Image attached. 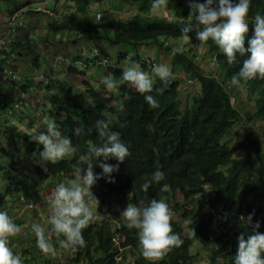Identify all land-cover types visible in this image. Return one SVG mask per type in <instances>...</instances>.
<instances>
[{
    "label": "trees",
    "instance_id": "1",
    "mask_svg": "<svg viewBox=\"0 0 264 264\" xmlns=\"http://www.w3.org/2000/svg\"><path fill=\"white\" fill-rule=\"evenodd\" d=\"M78 1L87 7L90 2L99 0ZM125 2L126 6H131V3L137 5L139 15L124 21H102L96 24L93 30H85V24L81 28L84 30V37L99 38V41L103 40L108 47L126 46L117 53L123 63L109 61L103 66L100 62L108 60L106 55L86 58L79 56L84 58V68L71 65L68 67V73L85 75L87 69L96 67L102 70V78L110 76L118 80L127 68L124 61L130 56L128 46L131 50L137 49L129 62L138 61L141 70L148 72L152 58H148L147 54L141 55L140 50L143 46L154 44L158 48L157 56L161 50L170 56L174 78H170L165 85L155 77L153 91L145 94L139 93L128 84L118 85L116 94L106 90L109 96H103L101 90L94 88L89 81H85L87 87L82 91H77L78 88L73 86H63L60 100L53 99L55 113L51 116L62 136L71 138L75 151L55 164L41 161L39 153L43 150V145L30 139L29 135L21 136L16 126L9 125L7 115L3 114L6 108L0 105V118L4 117L1 122L4 133L7 128L11 138L14 139L15 135L22 144H26L28 155L36 154V180L30 179L35 185L52 179L76 178V169L82 163L80 157L86 155L88 145L101 143L96 121L109 120L110 128L120 133L130 155L123 162H118L114 157L108 160L103 157L94 159L93 171L100 175V178L92 186V193L96 194L103 204V199L110 196H117L119 199H127L130 196L133 203H138V198L148 203L152 199L164 198L165 193H168V200L173 204V213L181 211V220L173 218L172 226L184 243L178 248H173L160 261L152 262L142 256L138 230L128 229L127 222L113 223L112 226L107 218H102L100 222L91 223L83 230L85 247L75 252L67 249L70 263L80 264L85 261L88 264H193L196 255L192 253V248L197 241L207 251L206 264H234L238 236L244 233L247 238V235L252 234V225L240 220V217H247L254 212L253 224L259 221L258 231L264 233V142L262 137L251 131L233 144L223 142V139L228 131L243 123L245 118L250 124L264 121V80L242 81L246 93L255 97L254 110L243 117L232 103L233 89L228 87L227 81L239 71L243 60L248 58L250 53H246L244 57L237 54L239 62L229 65L226 54L211 40L203 44L198 41L197 32L203 31L204 26H195L194 13H191L188 0H168V16L165 18L141 17V14L152 12L153 0ZM198 2L203 3L205 0ZM257 14L264 16V0H251L247 17L249 31L245 39L246 48L248 40L254 35L253 20ZM169 15L172 18H169ZM74 17L79 19L77 15ZM189 22L193 23V29L188 33L191 40L185 43L181 29ZM31 46L33 43L27 39L25 43H14L10 48L12 53L21 54L26 51L28 55L38 58L30 49ZM177 47H183L185 51L182 54L175 53L173 50ZM201 50L202 53L211 52L212 61L215 59L218 65L225 67L222 69L224 80L218 79L212 73L202 72L198 56ZM9 54L11 53H7ZM98 58L100 59L97 60ZM36 60L38 59H35V62ZM174 73H179V76H174ZM183 78L196 81L200 88L199 94L192 97V104L184 108L179 99ZM160 88L164 89L162 93L157 91ZM145 95H152L158 100L159 107L150 108L145 101ZM113 101L123 103L125 110L118 112L111 106ZM75 128H81L82 134L75 135ZM0 144V157L3 159V155L7 156L9 151L3 148V142ZM101 163H119V170L111 174L114 182H109L108 178L102 175ZM9 167L17 169L14 162H10ZM81 167L86 169L87 164H82ZM157 169L164 172L165 179L158 184L153 183L147 192L142 191L141 184ZM2 174L0 166V178ZM2 179L6 185V177ZM165 183L169 185V190L161 192L160 189ZM23 189L22 180L14 178L13 183H9L0 191V204L5 198L17 195ZM40 191L36 190L34 197L38 198ZM256 192L262 196L256 198ZM184 204H189V209H186ZM185 221L190 222L186 231L183 227ZM193 230L195 235L191 234ZM118 235L117 245L113 237ZM54 238L57 240L55 235ZM29 254L30 248L21 250V255L27 262L30 261L27 258ZM130 254L137 256V259L132 261Z\"/></svg>",
    "mask_w": 264,
    "mask_h": 264
},
{
    "label": "clouds",
    "instance_id": "2",
    "mask_svg": "<svg viewBox=\"0 0 264 264\" xmlns=\"http://www.w3.org/2000/svg\"><path fill=\"white\" fill-rule=\"evenodd\" d=\"M96 2H90V5L91 3ZM188 3L192 10L191 13H194L195 26H204L203 31L197 32L196 38L198 41L203 44L211 40L224 54H226L229 65L239 62L237 54H239L240 57H244L246 53H250V56L243 60L242 67H240L239 71L231 77V84L243 91L244 83H242V81L247 82L254 79L264 80V16L260 14L255 15L253 20L254 35L248 40V47H245V39L249 31L247 17L250 10L251 0H238V2H234V0H205L203 3L198 2V0H188ZM26 5L27 3H24L22 7ZM167 5L168 0H153L151 9L154 13L160 14L163 9L167 11ZM22 7L17 6L14 12L6 15V18L9 16V19L6 23L4 34L0 37V42H5L0 49V105L5 106L6 108V111L3 114L7 115L9 125L16 126L21 136L29 135L30 139L43 145V150L39 153L41 161L55 164L63 160L65 157L71 156L74 153L75 148L72 145L71 138L62 136L53 117H49L47 120L41 122L46 126V131L39 132L34 136L30 135V129L35 125L36 117L26 113V110L33 105L25 101V95H28L29 97L33 96L34 89L22 78L20 70L11 57L16 58L20 55L21 57H29L34 60L38 58H35L34 55H28L26 51H23L21 54L16 52L12 53L13 50L10 48L14 43H25L27 39H30L27 37V35H30V31L25 27L26 13L22 10ZM130 7L131 6L129 5L128 8ZM42 12L44 15H50V18L57 21L58 14L54 11L45 9ZM150 13L152 14V12ZM153 16L157 15L152 14V17ZM83 17L84 16L79 17V19ZM15 18L20 19L22 23L21 26L13 25ZM100 18V16H97V20ZM14 27L17 28L13 30ZM70 29L71 27L68 25L64 27V30L69 31ZM192 29L193 23L191 22L183 25L181 35L185 43L191 40L188 33L192 31ZM80 34L84 37L83 29H80ZM18 35H25L26 40L20 41L19 39H16ZM97 46L100 47V51L97 52V50H94L97 55L93 52L90 57L101 55H106L108 57L107 54H104V48L99 42ZM144 47L146 46L141 47V50ZM136 50L137 49H133L131 53ZM173 51L182 54L185 49L183 47H177ZM7 53L11 54L7 55ZM84 58L82 59L83 63ZM148 58H151V56L148 55ZM99 59L100 58L97 60ZM109 60L108 57V60H103L100 63L105 64L108 63ZM152 61L151 69L148 72L141 70V65L138 61H132L129 63H136L137 65L124 69L122 76L118 80L113 79L110 76H104L101 83H103L109 91L116 89L118 85L128 84L141 94L151 93L153 91L155 77H158L165 85H167L170 78H174L173 73L168 66V59L163 63L160 56L159 59L153 58ZM36 62H38V60H36ZM36 62L34 61L35 64ZM4 67L13 70L18 78L11 79L4 75L2 72ZM49 75L50 74L47 72H40L39 74L41 82H39L38 85H42L39 89H42L45 94H50V91L46 90H49V87L52 86L49 83V79L51 78ZM52 82L54 84V81ZM189 82L192 81L189 80ZM157 91L162 93L164 89L160 88L157 89ZM54 98V96L46 98L47 101L53 104V109ZM34 101V110H36L39 101L37 98ZM145 101L150 108L155 109L159 107L158 100L152 95H145ZM111 106L118 112H123L125 110L124 104L120 101H113ZM25 119H33V121L24 123ZM2 120H4V117L0 118V128H2ZM6 127L8 126H5V128ZM96 130L101 143L98 145L90 143L86 155L80 157V161L82 162L81 165L87 164V168H82L80 165L76 169V178L70 180L67 185L62 182L56 186L54 192L49 197L50 217L46 220V218H42L43 215H36V218L45 223V228L37 223L31 225L36 236L37 247L45 255H55L56 251L50 240L52 237L48 234L45 235V229L49 226L52 227L51 231L55 234L60 247L75 252L79 248L86 246L83 230L96 220L93 205L99 206L101 211L105 208L97 195L93 194L91 191L92 186L100 178V175L95 174L93 171L92 161L100 157H103L104 160L114 157L118 162H123L126 157L130 155L128 147L121 140L120 133L113 131L110 128L109 120L98 119L96 121ZM74 132L75 135L79 136L82 134L83 130L81 128H75ZM0 133L2 134L0 142H3L4 144V141L6 140L4 130H1ZM16 139L22 143V141L18 137H15V135L14 139L11 138V141ZM6 141L10 140L7 139ZM24 145L25 147L21 149V147H17L14 142L11 145L10 150L19 148L18 153L19 157H21L22 153L27 150L25 143ZM29 156L37 157L36 154H31ZM3 157L8 164L3 165L0 161L1 172L3 173L0 178V191H3V187H6L9 183H13L14 178L22 180V176L20 175L22 167L33 170L34 167L37 166L36 159L34 158H27L31 162L28 164L27 159L21 158L19 163H17V161L9 154L7 156L3 155ZM10 162L17 163L16 170H13L12 167L9 168ZM22 164L24 165L22 166ZM100 167L102 169V175L107 177L109 182H114V178L111 174L119 170V163L115 165L101 163ZM13 171L15 173L14 176H12ZM3 175H5L7 179L6 185L3 184ZM164 179V172L157 169L151 174L150 178L144 180L141 184V189L142 191L147 192L153 183L158 184ZM37 185L38 186L34 189H31V192L34 193L36 190H41L38 198L29 197V195L27 196L26 194L19 193L5 198L4 202L0 205L10 204L12 209H20L21 207L35 208L38 204L37 200H42L45 197L43 183ZM168 190L169 185L167 183H165L160 189L161 192H167ZM129 200L131 201L130 196ZM105 210L107 209L105 208ZM120 215L126 220V226L128 229L138 230L137 235L141 253L146 260L152 262L160 261L173 248H178L184 243L181 236L173 230L172 219L174 213L164 198L159 200L152 199L148 203H145L143 199L138 198V203L129 202ZM253 216L254 212L247 217H244L243 215L240 217V220L245 221L248 225H252V234L247 235V238H245L244 233H241L238 236V249L235 255L234 264H264V255H262L264 254V233L258 231L260 228L259 221H256L255 224H253ZM189 223V221H185L186 225ZM20 232L21 227L13 222L8 213L6 211H0V264H23L20 255L14 254L12 248L9 246V237H15ZM191 234L195 235L194 230ZM61 236L63 239H60ZM118 239L119 235L113 237V240L117 245Z\"/></svg>",
    "mask_w": 264,
    "mask_h": 264
},
{
    "label": "rangeland",
    "instance_id": "3",
    "mask_svg": "<svg viewBox=\"0 0 264 264\" xmlns=\"http://www.w3.org/2000/svg\"><path fill=\"white\" fill-rule=\"evenodd\" d=\"M54 5H55V0H51L47 2L46 5L44 6L49 8V10L51 9L52 11V10H55ZM42 7L43 5H41V8ZM136 7L137 5H132L131 3V7L128 8L127 6H125V0L97 1L96 3H93V5H91L90 8L85 7V9L78 14V17H82L84 15H87V17L84 18L83 22L74 21L69 31L64 30L63 21L60 22V20H58L57 22H55L56 25H53L54 22L51 20L50 15H45L46 20L50 21V23L47 24L46 29H48L49 32L51 31V33L50 35H48L44 31V26L39 25V27L36 28L34 31V35L37 38L38 42L34 38L30 37V41L31 43H33V46H31L30 49L33 50L38 55V62H40V64H42L44 68L47 63H49L50 65H53V67L55 68H58L60 66L62 67L58 71H55L54 69H51L52 71L51 70L47 71L48 73H52V72L56 73V76L52 74H50L49 76L54 77L52 79V81H54L53 85L55 86V89L57 90V93L59 95H63L62 89H61L63 86L62 81L68 80L69 83L70 82L71 83L70 84L67 83V85L73 86L74 88L75 87L78 88V89L75 88L77 91L84 90L87 87V84L85 83V81H89L90 84L94 85V88H99V90H101L100 93L103 96H109L108 91L101 89L103 83L99 81L100 76L98 75V73H100V69L93 67L91 70V75L89 76H87V74L86 75L84 74L71 75L67 72V67L69 65H77L76 63H80L81 64L80 67H84L85 65L82 63L81 60H79L78 62H73V63H70L68 60L72 56H78V54L79 56L84 57V55L82 54H86L87 49H88L85 46L89 47L88 44L90 41H92V38L88 36L83 37L80 34V29L83 27V24H85V30H88V29L93 30V27L102 21H108L110 19L122 20V21L126 19H133L136 15H139ZM1 10H2V7L0 5V12ZM152 14L160 16V17L168 16V14L166 13L164 9L160 12V14H156L153 11H152ZM152 14L151 13L141 14V17L151 18ZM36 15L39 16V18L41 19L42 13H36ZM97 16H100L101 18L97 20ZM169 18H172V17L169 15ZM45 42L49 44L50 52L48 54H50V56L46 55V50L44 48L45 46L43 45ZM98 42L104 48L105 53L108 54V57L110 59L109 61L114 62L116 49L111 48L110 51H107L108 46L104 43V41L101 40ZM93 48L94 50H97V52L100 51L99 46H94ZM128 49L130 50V54H129L130 56L128 57V60L124 64L127 68L137 65L136 63H133V64L129 63V61L131 60V56L136 54V51L135 52L133 51V53H131L132 50L130 46H128ZM157 49L158 48L156 46L150 44L144 47L142 50H140V54L141 55L147 54L151 56L152 59L155 57L157 58L161 56V60H163V63H165L168 59V66L171 69L170 56L164 54L163 53L164 51L162 50L159 52L157 56ZM94 54L97 55L95 52ZM198 56L201 61L202 72L205 71L208 73H212L216 75L218 79L220 80L225 79L224 72L222 70L223 68L225 69V67L218 65L217 60L215 59H214V62L212 61L213 56L211 52L202 53V50H201V52L198 53ZM26 61L28 62L29 59H26ZM107 64L108 63H105L103 66ZM103 70H105V68H103ZM94 71H97L96 75H94L93 73ZM153 75L155 76L154 73ZM174 76L178 77L179 73H174ZM31 81H33V83L35 82L38 83L40 79L39 77L35 78L34 75L31 74ZM181 81L182 83L180 87L179 99L182 102L183 108H184L192 104V97H195L199 94L200 88L196 81H192L191 83L189 82L188 78H183ZM227 83L229 84L228 87H231L233 89L232 91L233 105L240 110L243 117H246L247 113L252 112L255 108V105H254L255 97L249 96L245 90L241 91L236 86H233L231 84V80H228ZM104 88H106V86ZM51 90H52V86L49 87V90H46V91H51ZM112 94H116V89L112 90ZM33 97H36L37 99L44 98L43 90L39 88L34 89L33 96L31 97H29L28 95H25V101L33 105L29 107L30 111L34 110V103H35L34 100L36 98H33ZM247 120L248 119L245 118V121L243 123H239L231 131H228L223 139V142L233 144L235 141L241 140L245 136V134L249 131L262 137V140L264 142V121H258V122H254L250 124L247 122ZM42 127H43V124L38 125V128H42ZM1 130H3V128H0V131ZM26 130H27V127H26ZM0 138L2 139L1 133H0ZM5 139H8L11 141V137L9 133L7 132V128L5 132ZM10 141L5 140L4 141L5 143L3 145H4V148L9 151V155L14 160H16L17 163H19L21 158L22 159H27V158L36 159L37 158L34 156H29L26 152L22 153V156L19 157V153H18L19 148L15 150H10V147L12 145V141L11 142ZM13 142H15V145L17 147H20V145L21 146L23 145V147H25V145L22 144L17 139L13 140ZM263 147H264V144H263ZM0 161L3 163V165L8 164L5 158L1 159ZM27 163L30 164L31 163L30 160L27 159ZM23 165L24 164H22V166ZM29 169H25L22 167L20 170V175L22 176L21 179H22V182L24 183V189L20 193L26 194L27 196L30 195L29 197H34L35 195H33V192H31V189L35 188L37 183H35L34 185V183L30 182V179L36 180V174L34 172V169L33 170H29ZM14 174L15 173L13 171L12 176H14ZM3 177H5V175H3ZM73 179L74 178L72 179H69V178L52 179V180H49V182L43 183V187L45 188V191H44L45 197L42 200H37L38 204L36 205L35 208L21 207L20 209H12L10 207L11 206L10 204L0 205V211H6L8 215L12 218L13 222L21 227V232L17 236L9 237V246L12 248V251L14 254L20 255L21 260L23 261V264H73L68 261V257L70 255L67 253V249L60 247L57 240H55L54 238L55 234L52 233L51 231L52 227L49 226L47 227V229H45V235L48 234L52 237L50 238V240L56 250L55 255H45L37 247L36 236L31 227L33 223H37V224H40L43 228H45V223L42 220H39L38 218H36L37 217L36 215H39V216L43 215L42 218H46L47 220L50 217L49 197L54 192L56 186L59 183L63 182L67 185L68 182ZM254 196L256 198H260L262 194L256 192ZM164 199L166 203H168L169 207L172 208L173 204L169 202L168 200V193H165ZM103 200H104V206L107 210L103 208L101 211L99 206L93 205V211L96 214V220L93 223H95L96 221L100 222L102 218H107L111 222L112 226L114 222L115 224L126 222V220L120 215V213L123 211V209L126 207V205L129 202H133L132 199L130 201L129 198L119 199L117 196H110L109 198L103 199ZM184 205L186 209H189L188 207L189 204L188 205L184 204ZM180 213L178 212L175 213L173 215V218L177 220H181ZM183 227H184V230L186 231L187 225L185 224V222L183 223ZM24 248H30V254L27 256V258L30 259L29 262H27L25 260V257L21 255V250ZM192 253L196 255L193 264H206L207 251L197 241H195L193 244ZM130 255H131L130 259H132V261L137 259V256H134L133 254H130ZM120 258H123V256H120ZM80 264H88V263L84 261Z\"/></svg>",
    "mask_w": 264,
    "mask_h": 264
},
{
    "label": "crops",
    "instance_id": "4",
    "mask_svg": "<svg viewBox=\"0 0 264 264\" xmlns=\"http://www.w3.org/2000/svg\"><path fill=\"white\" fill-rule=\"evenodd\" d=\"M49 1H51V0H0V5L2 7V10L0 12V37L4 34V29H5L6 23L8 22V19H9L8 18L9 16L6 18V15L11 13V12H14L16 10L17 6L22 7L24 5V3H27L26 6L22 7V10L25 11V13H26L25 27L27 29H29V31H30V35L27 37L28 38H30V37L34 38L37 41V38L34 35V31L36 28L39 27V25H43L44 31L48 35H50L51 31L49 32V30L46 29V26L48 23H50V21L46 20L45 15L42 12L45 9L49 10V8L44 6ZM41 5H43L42 8H41ZM91 5H93V3H91ZM91 5L88 8H90ZM54 7H55V10H52V11H54L55 13L58 14L57 21L58 20H60V22L63 21V23L65 24L64 27H66V25H68L69 27L72 26V23L74 22V18H75L74 15L78 16V14L84 10L83 8H85L83 3L81 1H78V0H55ZM127 7H129V5ZM35 9H37V10H35ZM36 13H42L41 19L39 18V16L36 15ZM85 17H87V15H84V17L81 19L75 18V20L76 21H83ZM51 20L54 22L53 25H56L55 22H57V21L53 20L52 18H51ZM66 31H68V30H66ZM16 39L23 41V40H26V36L25 35H18V37H16ZM98 41H99L98 38H94V39H92V41L89 42V44H88L89 47L85 46L88 48L86 54H82V55H84L85 58L87 56H91L93 54V51H94L93 47L97 46ZM43 45L45 46L44 48L46 50V55L50 56V54H48L50 52L49 44L45 42ZM120 46H122V45H120ZM120 46L113 47L114 49H116L114 61H117L119 63H123V62H120V58L117 57V55H118L117 53L120 50H124L126 48V46H124V47H120ZM111 48L112 47H107V51H110ZM78 56H79V54H78ZM76 57L77 56H72L68 61L70 63L78 62L79 60L82 61L81 57H77V58ZM31 58H33V57H31ZM11 59L15 61L18 69L21 72L22 78L31 87H33V89L40 88L42 85H38V83L41 82V80L38 83L37 82L33 83V81H31V74H33L35 78H38L40 72H47L51 69L58 71L62 68V67L55 68V67H53V65H50L49 63H47V64L45 63L46 66L44 68L42 66V64H40L39 62H38L39 64L35 65L33 63L34 59H30L29 57H21L20 55H18L16 58L11 57ZM26 59H29V61L27 62ZM126 61H124V62L126 63ZM76 64H77L76 66H78L80 69L84 68V67H80L81 66L80 63H76ZM69 66H71V65H69ZM91 70H92V68L87 69V71H86L87 76L91 75ZM101 71H100V73H98V75L100 76L99 81L102 80ZM93 73H94V75H96L97 71H94ZM48 74H53L54 76H56L55 72L48 73ZM53 78L54 77H51L49 79V83H50V85H52V90L50 91V94H45L43 91L44 98H38L39 103H38L36 110H31V111L29 109L26 110V113H29V114L34 115L36 117L35 125L33 126V128L30 129V131H31L30 135L34 136V135L38 134L39 132L46 131L45 125L41 122L47 120V118H49V117L52 118L51 115L54 113L53 104L50 103L49 101H47L46 98H50V96H54L55 100L59 101L61 96H62V95H59L57 93V90L55 89V86L53 85V82H52ZM62 82H63V84H62L63 86H66L67 83H69L68 80H64ZM63 86L61 88L62 93H63ZM104 87H105V85L102 84V88L104 90H108ZM31 121H33V119H28V120L25 119L24 123L31 122ZM39 124H43V127L38 128ZM20 147H21V149L23 148V146H21V145H20Z\"/></svg>",
    "mask_w": 264,
    "mask_h": 264
},
{
    "label": "built area",
    "instance_id": "5",
    "mask_svg": "<svg viewBox=\"0 0 264 264\" xmlns=\"http://www.w3.org/2000/svg\"><path fill=\"white\" fill-rule=\"evenodd\" d=\"M21 21H20V19H18V18H15L14 19V26L15 25H18V26H21ZM17 26V27H18ZM17 27H14L13 28V30L15 29V28H17ZM4 41H1L0 42V49L2 48V46L4 45ZM2 72H3V74L4 75H6V76H8V77H10L11 79H17L18 77H17V74L13 71V70H11V69H9L8 67H4L3 69H2Z\"/></svg>",
    "mask_w": 264,
    "mask_h": 264
}]
</instances>
